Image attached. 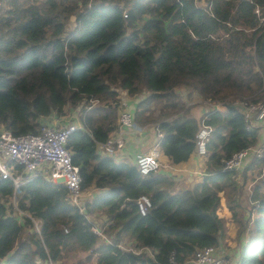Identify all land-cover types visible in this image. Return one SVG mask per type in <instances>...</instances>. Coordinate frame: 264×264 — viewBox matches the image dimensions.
I'll return each mask as SVG.
<instances>
[{
  "label": "trees",
  "instance_id": "16d2710c",
  "mask_svg": "<svg viewBox=\"0 0 264 264\" xmlns=\"http://www.w3.org/2000/svg\"><path fill=\"white\" fill-rule=\"evenodd\" d=\"M256 6L264 14V0H0V124L15 135L37 133L41 118L61 116L68 105L89 97L103 103L82 108L84 129L67 140L82 190L102 192L82 212L63 184L37 175L16 196L18 216L13 183L0 179V264H58L73 243L72 253L84 256L72 264H92V257L94 264H184L197 249L218 245L221 197L230 210L240 207L237 172L222 169L223 162L258 142L259 127L247 129L233 105L264 103V23ZM182 85L226 110L188 115L176 91ZM118 88L146 93L134 121L156 126L172 163L195 152L202 120L213 127L201 181L175 190L169 176L143 175L136 164L98 151L118 119ZM140 195L150 200L145 215ZM250 199L256 216L237 260L264 264V180ZM97 212L110 219L103 229L109 242L92 230ZM122 240L149 253L125 249Z\"/></svg>",
  "mask_w": 264,
  "mask_h": 264
},
{
  "label": "built area",
  "instance_id": "2783aa9c",
  "mask_svg": "<svg viewBox=\"0 0 264 264\" xmlns=\"http://www.w3.org/2000/svg\"><path fill=\"white\" fill-rule=\"evenodd\" d=\"M254 14L261 23H264V14L261 8L256 6ZM124 16H126L124 14ZM213 37V36H211ZM210 110H219L224 105L219 102L205 101ZM103 103L98 99L89 97L72 107L65 118V114L58 116L55 113L40 119V129L37 133H25L15 135L10 132L3 124H0V179H9L13 183L12 203L15 208L14 214L23 215V212L16 207V196L21 192V186L41 175L49 181L57 184H63L68 192L71 204L77 206L80 211L83 208V191L81 188V176L79 167L72 161V153L67 147V140L70 134L78 129H84L80 116L82 108H92ZM233 105L243 116L247 129L259 127L263 133V138L256 144H251L245 148L233 152L223 162L222 169H229L239 172L251 160L260 161L264 169V103L253 102L246 99H236ZM118 122L122 126H134V112L125 108L121 104L118 112ZM213 131L211 125L205 124L202 120L197 133L196 154L204 156L207 153L206 143ZM160 132V131H158ZM160 132L158 135L160 136ZM124 145V139L120 129L109 134L105 141L97 144L98 151L104 156H116ZM159 140L144 153L136 155L135 164L143 175L152 174L159 170L161 162L159 160ZM137 207L141 215H145L150 206V200L146 195H140L137 200ZM256 203V202H255ZM253 211L249 213V220L245 232L251 228V222L254 220ZM37 230H39L38 221L31 218ZM93 232L102 240L109 242L104 235L103 230L93 224ZM133 252L139 253L149 249L123 247ZM196 264H238V260L230 257L227 253L221 252L217 247L207 245L197 249L190 259Z\"/></svg>",
  "mask_w": 264,
  "mask_h": 264
},
{
  "label": "crops",
  "instance_id": "0c3cea01",
  "mask_svg": "<svg viewBox=\"0 0 264 264\" xmlns=\"http://www.w3.org/2000/svg\"><path fill=\"white\" fill-rule=\"evenodd\" d=\"M176 91L178 92L181 101L183 102L186 101L185 102L186 105L190 104L191 102H187L188 100H186L185 94L187 95H190V93H192L193 95L195 94L196 97H193L192 102H198V103L201 102L202 106L199 104L196 105V107H194L193 110H190L188 112V115L199 118L207 110H209V106L206 104L205 100H202V97L196 91L193 92L191 88L182 85L176 88ZM118 93L122 106L124 103V107L130 108V110L133 111L134 113L136 111L137 103H139L140 100H142L146 95V93L144 92L135 96H129L124 90L120 88H118ZM219 110L225 111L226 107H222ZM65 111H66V115L61 118H65L67 114L71 111V108L69 106H66ZM120 127L124 139V145L122 149L118 151L116 156H111L115 161L117 162L126 161L135 164L136 155L147 152L154 145V143L157 140H159V150H160L159 160L161 162V167L157 172L154 173V175L164 174L169 176L174 181L175 190L181 187H186V188L193 187L197 182L201 181V179L205 175V168H206L205 158L201 159L202 156H198L196 154V150L194 153H192V155H190V157L186 161L177 164L172 163L170 159L166 155H164L163 151L161 150L160 138L162 134L160 136L158 135L160 132H158L159 130L156 128L155 125H152V123L146 124L144 126H140L134 122L133 127H127L120 125L117 119L114 129L111 130L109 134L117 132L120 129ZM258 134H259L258 135V141H259L263 138V133L261 132V130H259ZM253 163H254L253 160H251L245 165L243 170L237 172L236 177L238 183L243 184L242 180L239 181L238 179L241 177L240 172H243L245 169L247 170L249 166L252 165ZM88 190H90V192L87 194H86V192H88L87 190L83 191L84 203L87 200L94 198L95 196H97L99 193L102 192V190L94 187L88 188ZM243 190L244 189H242L241 187L239 188V192H238V200L240 202L239 208L230 210L227 205L225 197L222 196L220 201V207L218 209V215L224 219L225 225L222 236L219 238L218 241L219 243L217 245L218 246L217 248L221 252L226 251V253L230 256L233 255L234 259L239 258V252L241 250V247L248 240L246 239V234L239 235L240 232L239 226L241 225V223L245 226V222L247 221L248 215L251 212V209L247 210L246 208L247 202L249 203V205L250 203H252L250 197H248L247 192ZM243 194L246 196L245 198H243L242 196ZM252 211L254 212L253 216L255 217L256 212L254 210ZM96 216L98 217L101 216L102 218H104L105 214L101 212H97L94 214V217ZM93 224L96 225L94 221ZM237 235H239V237ZM238 242L239 244H237ZM126 243L129 244L127 246L128 248L133 246L132 240L126 241ZM71 246H75L74 248L75 251H78V247L74 243L70 245L65 251H68V249ZM184 264H196V263L192 260H188Z\"/></svg>",
  "mask_w": 264,
  "mask_h": 264
},
{
  "label": "rangeland",
  "instance_id": "374dc122",
  "mask_svg": "<svg viewBox=\"0 0 264 264\" xmlns=\"http://www.w3.org/2000/svg\"><path fill=\"white\" fill-rule=\"evenodd\" d=\"M74 26H75V20H74V18H71L69 20V22L67 23V25H66V30L69 31ZM185 95H186V100H188L187 102H191L190 104L186 105L187 106V109L189 111L190 110H193L194 107H196V105H198V104L202 106L201 102H199V103L198 102H192L193 97H196L195 94L193 95L192 93H190V95H187V94H185ZM127 109L130 110V108H128V107H127ZM201 159H204V157L202 156ZM253 162L254 163L252 165H250L247 170L245 169L243 172H240L241 177L238 178L239 181L242 180V182H243V184H240L239 183L240 184V187L247 192L248 197H250V198H251V193H252V191H254L255 186L256 185H259L264 180V169L261 167L262 166L261 163L260 162H257V161H254V160H253ZM262 190H263V188H262ZM87 191L88 192H86V194L90 192V190H88V189H87ZM242 196H243V198L246 197L244 194ZM253 204L254 203H250V205H249V203L247 202V205H246L247 210L248 209L253 210L252 209ZM90 219L92 221H94V223L96 224V226H98L102 230L103 229L106 230L107 229V225L110 224V219L108 217H106V216H104V218H102L101 216L94 217V215H92V216H90ZM248 220H249V217H248L247 221L245 222V225L247 224ZM240 222H242V221H240ZM112 223H113V221H112ZM252 224H253V221L251 222V226H252ZM239 227H240L239 235L240 234H243V235L246 234V239H248L249 236H250V232L249 231H251V230H249L246 233L245 232V227H244V225L242 223H241V225ZM25 234L26 235L29 234V230L27 228H25ZM106 234L110 238V232H107ZM239 235H237V236L239 237ZM126 241H129V240H122L120 242V244H121L122 247H127L129 245V244L126 243ZM237 244H239V242ZM216 247H218V246H216ZM72 252H75V250L70 251L69 253H67V251L66 252H63L62 253V257L65 255V253H67L68 255H67V257L65 256L66 258L64 257L65 258L64 260L61 259L58 264H72L78 258H81V257L84 256V252H78V253H72ZM224 253H226V251ZM232 256H230V257H232ZM232 258H234V256ZM94 263H95V259H94V257H92V264H94Z\"/></svg>",
  "mask_w": 264,
  "mask_h": 264
}]
</instances>
